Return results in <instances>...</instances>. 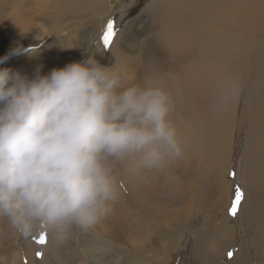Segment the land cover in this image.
Masks as SVG:
<instances>
[{
  "label": "clouds",
  "instance_id": "1",
  "mask_svg": "<svg viewBox=\"0 0 264 264\" xmlns=\"http://www.w3.org/2000/svg\"><path fill=\"white\" fill-rule=\"evenodd\" d=\"M175 110L161 78L136 81L92 56L32 75L0 68V218L25 238L60 242L94 227L118 198L119 167L184 156Z\"/></svg>",
  "mask_w": 264,
  "mask_h": 264
},
{
  "label": "rangeland",
  "instance_id": "2",
  "mask_svg": "<svg viewBox=\"0 0 264 264\" xmlns=\"http://www.w3.org/2000/svg\"><path fill=\"white\" fill-rule=\"evenodd\" d=\"M151 1L153 0H108L107 6H101L100 2L96 1L97 4L92 11L87 9L85 4L83 6L85 9L81 7L76 10V8L69 6L67 0H0V53L5 51L9 54L8 60L11 61L7 65L6 62L5 64H0V68L7 67L13 71L27 74L25 68L21 67V62L26 56H31L39 50L42 53L38 56L42 55L44 53L43 50H45L46 54H49L51 64H57L58 60L61 59L59 54L62 50L58 46L60 45V37L64 33H61V31L64 29L65 34L74 33L73 35L76 37L79 59L74 61L92 56L99 62L100 59L104 61V63L100 62L101 64L115 66L118 60L116 53L112 49L113 41L120 32H123L126 37V45L123 47L127 49L128 54L134 55L132 39L137 36L134 41V44L137 45L147 34L150 20L147 16L150 12V10H147V5ZM259 8H263L260 14L263 17L264 6ZM81 9L89 13H95V15L99 14L98 12L105 14L98 15L97 19L94 17L96 20H100V24H92L89 22L90 19L91 21L93 20L92 18L79 19L78 14H80L79 11ZM60 15L63 16L61 17ZM65 15H72L78 18L74 19ZM109 19L115 21L117 36L113 38L111 45L105 48L101 36ZM254 22L259 24V19ZM23 38H25V43L20 41ZM18 42H20L19 46H11V44ZM17 48L19 51L12 54V50ZM6 53H1L0 57L5 56ZM105 53L109 55H105ZM35 65H41L38 68H42L40 70L43 73H47L53 68V66L46 64V61L41 59ZM34 73V71L30 72L29 75ZM239 99L242 101V96ZM173 118L183 133L186 144L184 156L160 168L137 170L131 165H124L126 178H122L119 175L117 180L120 196L111 205V210L114 212L115 217L106 216L101 221L102 223L105 219H112L108 223L107 231L101 230L99 226L98 233H96V226L87 230L77 229L71 238L63 242L51 238L46 233V243L41 245L33 238H38L40 234L25 238L16 233L5 219L0 218V264H15L14 255L20 256V264H139L140 251L146 254L143 255L142 264H155L159 260L160 264H198L199 261L192 252V246L197 234L203 229L209 233L210 231H215L213 229L206 230L205 228L214 219L217 218L219 222L224 214L228 211L230 212L237 187L240 188L244 195L238 206L237 214L235 216L231 215L232 221L229 223L233 225L234 219L239 215L244 220L241 210H245L244 213H249L251 216L250 225L248 226L246 222H241V225L238 224L234 240L232 237L224 243L218 238L219 232L215 231L217 240L215 238L213 243L218 247L216 246L214 249L217 252L221 248V256L225 257L224 259L230 264L235 263L238 254L240 256L239 261L249 259L253 264H258V261L262 262L264 256L260 255L258 251L263 250L264 254V248L259 243L261 240L260 236H262L261 232L262 230L264 231V197L260 198L259 202L252 200V187L247 182L249 173L245 169L248 155L246 146L249 122L246 120L244 123H238L233 129L228 146V156L225 160L222 157H225L224 153L227 151L226 148H223V145L216 152L217 162L222 167L218 169V172L227 182L226 192L223 197L222 191L224 189L223 187L221 188L223 182L219 181V186L209 183L213 180V177L211 178L213 171L208 165L210 157L209 153H206L199 137L193 132L189 124L179 119L176 113H174ZM194 130L196 131L195 128ZM233 172L235 173L234 176L232 175ZM117 175L118 169L116 171ZM125 179L128 181L129 187H126ZM166 180L179 181L182 184L178 194L174 195V192L170 189L165 200L161 204L157 202L156 205V202L151 198L140 195L142 186L151 187L154 184L156 185L154 190L156 198L159 193L166 195L168 192H162V190L167 189L166 187L159 190ZM188 187L191 189L189 190ZM161 200L163 199L161 198ZM153 205L157 206H154V212L153 208H151ZM161 212L167 213L166 216L164 217ZM252 212H257L259 218L252 220ZM152 213L156 216L154 222H151ZM169 213L173 214V216H181L185 220L183 222L189 231H187L189 234L185 233L177 244H173L174 242L171 238L177 231L181 233L183 226L180 225L176 230L177 222L175 220H171L172 222L164 221L166 217H169ZM218 214L219 216L223 215L219 217ZM109 230L112 234L111 236L107 233ZM224 232L225 234L232 233L226 229H224ZM241 241H245L247 246L245 249L240 250L239 244ZM165 250L168 254L164 253ZM31 251L32 259L29 257V254H31L29 252ZM37 252H40L41 255L38 256ZM229 252H232L231 257L228 256ZM44 256L47 257L46 260ZM51 259H54L57 263L51 262ZM31 260L34 261L31 262ZM130 260L132 261L128 262Z\"/></svg>",
  "mask_w": 264,
  "mask_h": 264
},
{
  "label": "bare ground",
  "instance_id": "3",
  "mask_svg": "<svg viewBox=\"0 0 264 264\" xmlns=\"http://www.w3.org/2000/svg\"><path fill=\"white\" fill-rule=\"evenodd\" d=\"M67 1L69 6L76 8V10L83 7L84 4L87 9L92 10L97 4L96 1L100 2L101 6H107L108 3V0ZM147 6V10H150L147 14L150 18L148 32L137 45L134 44L137 39V36L134 35L136 36L132 39L134 55L128 54L127 49L123 47L126 45V37L123 32H120L113 41L112 49L116 53L118 60L115 67L119 68L124 74L133 77L136 81H143L145 76L152 75L161 78L165 82L175 100V113L182 122L190 125L193 132L199 137L206 153H209L208 165L213 171L211 175L213 180L209 183L218 185L219 181L223 182V186H221L224 189L222 191L223 197L226 192L227 182L218 172V169L222 167L217 162L216 152L224 146L223 148H226L227 152L224 153L225 157H222V159L224 158L223 160H225L227 158L233 129L238 123H244L247 120L249 122L246 146L248 155L245 169L249 173L247 182L252 187V200L258 201L264 197V14L263 17L260 16L263 8H259L264 6V0H153ZM83 9L79 11V19L88 17V19H93L92 21L90 19V23L100 24V20H96V17L105 13L98 12L99 14L95 15V13H89ZM60 16L62 17L63 15ZM65 16H70L74 19L78 18L72 15ZM255 16L256 20L259 19V24L254 22L256 21ZM257 17L259 18L257 19ZM128 31L130 30L128 29ZM62 32L64 33L60 37V45L58 46L62 50L59 54L61 58L58 60L59 62L51 64L49 54H46V51L43 50L44 53L38 56L42 53L39 50L31 56H26L21 62V67L25 68L28 75L30 72H35L38 67H41V65H35L39 59L46 61V64L53 66V68L63 67L69 62L79 59L77 53L78 44L76 43L75 35H73L74 33L65 34V29ZM29 37L31 36L29 35ZM24 39L20 41L24 42ZM19 44L20 42L13 43L11 46H19ZM55 48L59 50L57 47ZM1 53L5 54L6 52ZM9 62L11 61H6V65ZM225 84L231 85L230 98L226 104L221 100ZM240 96H242V101L239 99ZM123 167L118 168L117 179L119 175L122 178H126ZM124 183L126 187H129L126 179ZM155 187V184L151 187L142 186L140 195L151 198L156 202V205L157 202L161 204L165 200L170 189L174 192V195L178 194L182 184L179 181L166 180L159 190L166 187L167 189L162 190V192L168 193L166 195L159 193L157 198L154 192ZM188 188L189 190L191 189L190 187ZM172 191L171 193H173ZM155 205L151 206L153 212ZM244 212L245 210H241L244 220L239 215L234 219L233 225L229 223L232 221L229 211L224 215L222 214L223 216L218 214L219 217H223V220L220 218L221 221L218 222L216 218L205 229L218 231V238L223 243L232 237L234 240L238 224L241 225V222H246L248 226L250 225L251 216L249 213L245 214ZM161 213H163L164 217L167 214ZM252 213V220L259 218L257 212ZM107 216L115 217L112 210ZM155 217L152 213L151 222L155 221ZM167 218L169 219L166 220ZM110 220L112 219L108 218L104 222L95 225L97 227L96 233L99 231L98 226L101 230L107 231L106 228ZM171 220L177 222L176 230L180 225L183 226L181 233L177 231L176 234L172 235L173 244H177L183 235L189 231L185 227L183 222L185 220L181 216L170 214L164 221ZM224 229L232 233L225 234ZM215 231H210L209 233L203 229L197 234L192 246V252L199 261L198 264H230L224 259L225 257L221 256V248H219L220 251L215 252L214 247L217 246L213 243L215 238L217 240ZM107 233L109 236L112 235L110 230ZM261 235L259 243L264 248L263 230ZM246 246L245 241H241L239 244L240 250L245 249ZM258 252L264 256L263 250ZM29 253H31L29 257L32 259V251ZM164 253L168 254L166 250ZM144 254L142 251L139 252V255H141V258L138 257L139 264H142ZM239 257L238 254L233 264H253L249 259L239 261ZM13 258L14 261L16 260L15 264H20L19 255H14ZM46 258L44 256L45 260ZM54 259H51V262L57 263ZM115 261L117 262L116 259ZM160 263L159 260L155 264ZM258 264H264V260L262 262L258 261Z\"/></svg>",
  "mask_w": 264,
  "mask_h": 264
},
{
  "label": "snow or ice",
  "instance_id": "4",
  "mask_svg": "<svg viewBox=\"0 0 264 264\" xmlns=\"http://www.w3.org/2000/svg\"><path fill=\"white\" fill-rule=\"evenodd\" d=\"M116 35H117V28L115 25V21L113 19H109L105 24V27L103 29L102 36H101V40L105 48H108L111 45L113 38ZM232 175L234 176L235 173L233 172ZM243 195H244L243 192L240 190L239 187H237L236 193H235V199L230 209L231 215L235 216L237 214L238 206L241 200L243 199ZM33 238L36 240L37 243L43 245L46 243V239H47L46 232L40 233L38 238L37 237H33ZM37 255L39 256L41 255V253L37 252ZM228 256L231 257L232 252H229Z\"/></svg>",
  "mask_w": 264,
  "mask_h": 264
},
{
  "label": "trees",
  "instance_id": "5",
  "mask_svg": "<svg viewBox=\"0 0 264 264\" xmlns=\"http://www.w3.org/2000/svg\"><path fill=\"white\" fill-rule=\"evenodd\" d=\"M147 1H148V0H147ZM105 55H109V54H106V53H105ZM100 62H101V63H102V62L104 63V61H102L101 59H100Z\"/></svg>",
  "mask_w": 264,
  "mask_h": 264
}]
</instances>
